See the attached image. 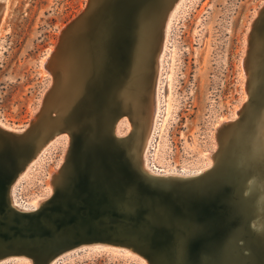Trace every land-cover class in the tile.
<instances>
[{
	"label": "water",
	"instance_id": "obj_1",
	"mask_svg": "<svg viewBox=\"0 0 264 264\" xmlns=\"http://www.w3.org/2000/svg\"><path fill=\"white\" fill-rule=\"evenodd\" d=\"M175 1L88 0L61 30L44 64L52 81L31 122L23 129L0 124V259L48 264L67 249L102 242L130 246L148 264H264V231L256 224L264 217L257 202L264 136L255 122L264 97V36L257 39L264 6L244 58L248 100L217 128L213 164L196 177L153 176L134 150L141 123L129 114L133 97L156 78ZM125 115L133 126L120 135ZM62 133L68 146L51 177L52 195L35 209L15 208L12 185Z\"/></svg>",
	"mask_w": 264,
	"mask_h": 264
},
{
	"label": "rangeland",
	"instance_id": "obj_2",
	"mask_svg": "<svg viewBox=\"0 0 264 264\" xmlns=\"http://www.w3.org/2000/svg\"><path fill=\"white\" fill-rule=\"evenodd\" d=\"M87 2L0 0V124L13 129L29 125L52 81L44 64L55 50L61 30ZM263 6L264 0H184L177 9L157 54L158 59L164 44L161 63L156 61L154 80L158 83L153 82L148 90L145 87L151 96L145 99L150 116L147 113L141 119L134 104L130 111L132 120L141 123H136L133 133L138 143L148 136L156 115L145 152L156 171L171 169L172 174L192 175L213 164L217 128L236 118L248 100L244 58L252 23ZM263 36L261 31L258 42L262 43ZM259 58L256 53L253 60ZM156 105L157 112L153 111ZM130 119L125 115L118 122L117 134L132 130ZM67 146L68 135H58L21 173L14 183L20 206L35 209L36 202L52 195L51 177L62 164ZM263 183L259 188L263 189ZM263 193L264 189L258 199ZM104 244L67 249L48 264H148L146 257L127 247ZM0 264L32 262L29 257L14 255L0 259Z\"/></svg>",
	"mask_w": 264,
	"mask_h": 264
},
{
	"label": "bare ground",
	"instance_id": "obj_3",
	"mask_svg": "<svg viewBox=\"0 0 264 264\" xmlns=\"http://www.w3.org/2000/svg\"><path fill=\"white\" fill-rule=\"evenodd\" d=\"M184 2V0H176L175 1V3L173 4V6H172V8L170 9V11H169V14H168V23H167V26H166V31L164 32V34H165V37H167V34H168V30H169V28H170V25H171V23H172V20H173V17H174V15H175V13H176V11H177V9L182 5V3ZM1 16H2V14H0ZM165 40V39H164ZM164 42V41H163ZM166 43V42H165ZM162 46V45H161ZM163 48H164V44H163V47H162V52H161V50H160V52H159V55H158V62L159 63H161L160 61H161V58H162V53L164 52L163 51ZM256 54V53H255ZM51 56V55H50ZM245 61V60H244ZM158 62H156V63H158ZM245 64V63H244ZM160 67V66H159ZM246 75H247V73H246ZM158 77V76H157ZM248 78V77H247ZM155 81L158 83V80L156 79V80H154L153 82L155 83ZM154 85H156V84H154ZM158 85V84H157ZM154 90H155V88H154ZM146 91V90H145ZM145 91L144 90H141V91H138V95L140 96L141 95V93H145ZM157 91V90H156ZM150 95V94H149ZM157 95V94H156ZM139 96H137L136 98H134L133 97V104H134V107H135V110L137 111V112H139V114L141 115V119H143L144 118V115L145 114H147L148 113V107H149V105H148V107H146L147 106V104L148 103H146L145 104V102L147 101V100H145L146 98H149L150 99V97L149 96H147V94L144 96V98H140V99H138L139 98ZM155 99V98H154ZM158 102V101H157ZM158 104V103H157ZM257 105L259 106V116L258 117H256V119H255V122H256V126H257V128H258V136H264V97L262 98L261 97V99H259L258 100V102H257ZM157 106V105H156ZM155 109H156V112H157V110H158V106L155 108V107H153V111H155ZM151 110V109H150ZM135 113V112H134ZM130 114V113H129ZM137 115H138V113H137ZM148 115H149V113H148ZM136 116V115H135ZM150 116V115H149ZM155 116L156 115H154V119L152 120L151 119V121H152V124H151V126L149 127V130H148V132H147V137L145 138V140L142 142V143H138L137 142V140L135 141V145H134V150H135V152H136V155L138 156L139 154H140V157L142 156L143 157V160H142V163H143V166H142V169H144V171L147 173V174H149V175H153V176H158V175H156V174H159V173H161L160 171H156L151 165H149L148 164V159L145 157V152H146V149H147V147H148V145H149V143H150V137H151V135H152V130H153V123H154V121H155ZM140 118V117H139ZM151 118V117H150ZM133 119V118H132ZM140 120V119H139ZM136 121V120H135ZM226 121H228V120H226ZM144 124V123H143ZM2 125V124H1ZM149 125H150V123H149ZM2 126H4V125H2ZM4 127H6V126H4ZM8 128V127H7ZM117 128H118V125H117ZM9 129H11V128H9ZM115 131H116V129H115ZM117 133H118V131H117ZM214 158V157H213ZM206 169V168H205ZM205 169H200V170H196L194 173L195 174H192V175H178V174H172L173 173V171L174 170H171V169H169V170H166L165 172H163V173H165L164 174V176H166V177H172V178H182V177H185V178H189V177H196V176H198L203 170H205ZM170 172H172V173H170ZM175 172V171H174ZM186 172H188V171H186ZM190 172H192L193 173V171H190ZM26 173V172H25ZM24 173V174H25ZM24 174H22V175H24ZM182 174V173H181ZM185 174V173H184ZM255 180H256V178H255ZM255 180L253 179V181H252V187L253 186H257V183H255ZM258 183H259V187L260 186H262L261 185V181L259 180L258 181ZM263 189H264V187H263ZM262 189V190H263ZM254 190H256L255 188L253 189V192H254ZM16 186H15V184H13L12 185V188H11V201H12V204H13V206L15 207V208H18V209H21V210H27L26 208H28V207H25V206H20V203H18V201L16 200ZM264 193H263V195H262V197L261 198H259L258 199V204H263L264 203ZM42 201H44V200H40V201H38V202H36V204H35V206L34 207H38L39 205H40V203L42 202ZM264 217H262V219H261V221H257V225L259 226V228H260V230H262V231H264V219H263ZM99 243V242H98ZM97 244V243H96ZM106 244V243H105ZM130 251H132L133 253H136V251L134 250V248L132 249V248H130V246H129V248H128ZM130 251H128L127 250V252H129V253H131ZM139 254V253H138Z\"/></svg>",
	"mask_w": 264,
	"mask_h": 264
}]
</instances>
